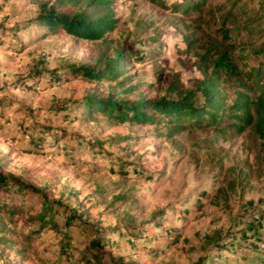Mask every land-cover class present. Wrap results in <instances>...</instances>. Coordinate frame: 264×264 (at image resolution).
Listing matches in <instances>:
<instances>
[{
	"label": "rangeland",
	"instance_id": "1",
	"mask_svg": "<svg viewBox=\"0 0 264 264\" xmlns=\"http://www.w3.org/2000/svg\"><path fill=\"white\" fill-rule=\"evenodd\" d=\"M58 1L0 0V171L63 202L58 227L42 225L38 195L0 187V264H98L96 237L102 264H264V143L252 129L224 137L212 126L121 123L86 109L88 96L157 99L175 74L191 85L204 49L189 41L220 37L217 15L226 14L230 36L258 43L264 0H206L188 13L179 0H112L118 22L101 40L37 19L43 3L75 7ZM117 48V79L71 69H101ZM69 212L81 217L64 225Z\"/></svg>",
	"mask_w": 264,
	"mask_h": 264
},
{
	"label": "trees",
	"instance_id": "2",
	"mask_svg": "<svg viewBox=\"0 0 264 264\" xmlns=\"http://www.w3.org/2000/svg\"><path fill=\"white\" fill-rule=\"evenodd\" d=\"M67 1H73L75 7L68 8L65 12H59L55 3L50 6L43 3L42 13L37 19L50 28L61 26L69 34L87 40L104 39L118 22L111 8L112 0H59L58 4L61 7ZM193 2L179 0L175 6L184 13L193 9L199 11L206 0H199L191 8L190 4ZM217 18L218 20L221 18L218 28L220 37L210 35V38H204V42H199L200 38L189 41V48L193 46L196 48L199 44V47L204 49L203 52L196 54L198 56L196 65L203 76L194 79L191 85L185 86L178 77L179 74H175L169 81L167 93L157 99L141 97L138 101L131 102L124 99L116 100L112 95L106 98L88 96L86 109L89 112L106 113L121 123L155 124L157 120L166 119L181 130L196 129L202 125L212 126L224 137L228 131L241 134L247 129H252L264 143V39L256 44L251 41L237 42L230 36V29L226 28L227 15H217ZM234 23L236 32L241 26L236 21ZM124 49L117 48L115 56L108 58L101 69L95 70L87 66L79 68L71 66V69L74 72H83L86 77L98 81L105 78L117 79L123 72L121 61L125 59ZM136 55L143 60L147 53L142 50ZM253 59L256 60L255 64L251 62ZM36 73L35 76H41L45 70L36 68ZM54 74L52 72L51 77ZM174 129L175 127L170 128ZM10 185H16L20 191L29 190L38 195L42 208L35 216L36 219L42 225L52 224L58 227L54 219L57 213L55 206L63 205V202L50 200L43 188L26 183L20 175L0 171V187L7 189ZM67 210L70 211V207ZM78 216L81 217V214L66 213L64 225H72ZM253 229L256 231V228ZM65 235L64 237H68L67 233ZM67 242L69 239L63 241L61 245L63 254L67 253ZM100 247H102L100 237L90 240L89 248L98 264L103 263Z\"/></svg>",
	"mask_w": 264,
	"mask_h": 264
}]
</instances>
